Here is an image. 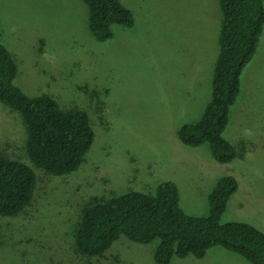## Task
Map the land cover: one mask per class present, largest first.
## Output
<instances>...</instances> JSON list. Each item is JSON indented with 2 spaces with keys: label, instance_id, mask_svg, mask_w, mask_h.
<instances>
[{
  "label": "rangeland",
  "instance_id": "374dc122",
  "mask_svg": "<svg viewBox=\"0 0 264 264\" xmlns=\"http://www.w3.org/2000/svg\"><path fill=\"white\" fill-rule=\"evenodd\" d=\"M120 1L135 24L115 25L114 36L101 42L83 0H0V43L18 63L16 84L31 97L48 94L63 107L88 112L97 134L77 172L55 177L35 169L32 204L18 216H0V264H157L158 240L139 244L122 236L106 259L86 260L73 243L93 198L154 195L168 181L179 187L185 212L204 217L219 179L235 176L239 188L222 222L264 231V34L225 132L243 158L222 165L209 144L190 147L179 138L181 127L199 122L212 100L219 0ZM27 133L21 113L0 101V155L25 150ZM171 264L251 263L214 246L204 258L175 256Z\"/></svg>",
  "mask_w": 264,
  "mask_h": 264
},
{
  "label": "trees",
  "instance_id": "16d2710c",
  "mask_svg": "<svg viewBox=\"0 0 264 264\" xmlns=\"http://www.w3.org/2000/svg\"><path fill=\"white\" fill-rule=\"evenodd\" d=\"M83 2L97 41L110 40L115 25L135 24L132 11L120 0ZM219 5L222 27L212 100L199 122L181 127L179 138L190 147L209 144L215 161L227 165L243 158L225 132L242 92V74L264 34V0H219ZM18 75L16 59L0 43V101L21 113L28 131L25 150L0 155V216L4 217L18 216L32 204L39 183L35 169L55 177L77 172L87 162L97 136L88 112L63 107L48 94L27 95L15 82ZM238 188L235 176L221 177L210 195V214L204 217L185 212L179 187L172 181L160 184L154 195L131 191L95 197L81 212L74 252L84 260L106 259L114 244L127 236L139 244L158 240L157 264H171L175 256L204 258L214 246L240 254L251 264H264V231L246 222H222Z\"/></svg>",
  "mask_w": 264,
  "mask_h": 264
},
{
  "label": "crops",
  "instance_id": "0c3cea01",
  "mask_svg": "<svg viewBox=\"0 0 264 264\" xmlns=\"http://www.w3.org/2000/svg\"><path fill=\"white\" fill-rule=\"evenodd\" d=\"M6 142V140L5 141H3V143H5ZM1 143V142H0Z\"/></svg>",
  "mask_w": 264,
  "mask_h": 264
}]
</instances>
